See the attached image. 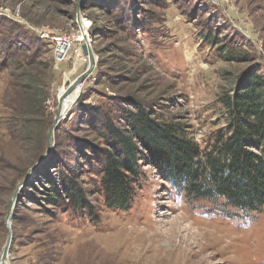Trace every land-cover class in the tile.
<instances>
[{"label":"rangeland","instance_id":"rangeland-1","mask_svg":"<svg viewBox=\"0 0 264 264\" xmlns=\"http://www.w3.org/2000/svg\"><path fill=\"white\" fill-rule=\"evenodd\" d=\"M83 21L94 65L49 150L45 139L36 152L8 130L12 74L41 76L45 102L33 107V119L42 114L52 126L57 96L88 58L74 52L58 63L36 32L72 33ZM7 35L34 47L32 65L6 59ZM35 38L48 46L35 49ZM251 74L264 76V0H0V253L9 225L7 264H264V207L244 214L189 199L171 185L166 166L148 159L131 208L108 210L95 166L82 157L86 145H105L89 110L124 128L122 109L142 108L208 147L226 128L224 101ZM70 169L94 207L93 221L46 195L50 179Z\"/></svg>","mask_w":264,"mask_h":264},{"label":"trees","instance_id":"trees-1","mask_svg":"<svg viewBox=\"0 0 264 264\" xmlns=\"http://www.w3.org/2000/svg\"><path fill=\"white\" fill-rule=\"evenodd\" d=\"M13 39L10 36L7 41L6 59L32 65L34 47L29 43L18 45ZM32 43L35 49L48 46L37 38ZM40 77L28 70L12 74L16 102L8 127L13 138L30 142L36 152L51 126L49 117L42 114L39 122L33 119V107L38 104L42 108L45 102L39 97L44 85ZM224 104L228 111L226 128L203 148L186 137L178 124L157 123L142 108L129 112L122 109L127 123L124 128L116 127L104 112L89 110L88 123L105 145H86L82 157L99 175L104 207L112 211L131 208L142 178L140 163L149 159L158 167L166 166L171 185L189 199L220 201L238 213L259 212L264 207V76H247ZM70 170V175L60 172L59 179H50L46 195L53 205H62L93 221L94 207L74 179L75 170Z\"/></svg>","mask_w":264,"mask_h":264},{"label":"built area","instance_id":"built-area-1","mask_svg":"<svg viewBox=\"0 0 264 264\" xmlns=\"http://www.w3.org/2000/svg\"><path fill=\"white\" fill-rule=\"evenodd\" d=\"M88 27L89 24L85 26L82 23L79 29L72 33L38 29L36 34L52 47V55L56 62L69 60L74 52H78L77 56L81 55L82 59L86 61L87 56L83 53L82 46L88 44L91 47Z\"/></svg>","mask_w":264,"mask_h":264},{"label":"water","instance_id":"water-1","mask_svg":"<svg viewBox=\"0 0 264 264\" xmlns=\"http://www.w3.org/2000/svg\"><path fill=\"white\" fill-rule=\"evenodd\" d=\"M82 51L88 58V66L80 75H78L75 79H73L70 83L67 84L68 88H70V89L75 87L77 84L82 85L85 77L90 73V70L92 69V67L94 65L93 56H92V48L88 44H84L82 46ZM57 100H58V104H57V108L55 111L53 125L50 127V129L48 130V132L46 134L47 151L50 148L51 133L55 129V127L57 126L59 120L64 117V114L66 113V109H67L66 103H65L63 98L57 96ZM6 222H7V219H6ZM7 228H8V235L6 238L5 245L2 248V251L0 253V264L5 263V260L7 258V254H8V249H9L10 242H11V233L9 230V225L7 226Z\"/></svg>","mask_w":264,"mask_h":264},{"label":"bare ground","instance_id":"bare-ground-1","mask_svg":"<svg viewBox=\"0 0 264 264\" xmlns=\"http://www.w3.org/2000/svg\"><path fill=\"white\" fill-rule=\"evenodd\" d=\"M83 24L86 26L89 23L86 22V21H83ZM78 86H79V84H77L75 87H73L71 89L67 87L66 88V91L60 96L61 98L64 99V101L66 103V106H67L66 112L70 108V106L72 104V101H73V98L77 95V93L79 91V87ZM4 264H7L6 263V260H5V263Z\"/></svg>","mask_w":264,"mask_h":264}]
</instances>
